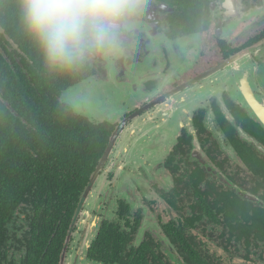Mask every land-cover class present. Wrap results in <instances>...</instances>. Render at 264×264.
Listing matches in <instances>:
<instances>
[{"label":"flooded vegetation","instance_id":"1","mask_svg":"<svg viewBox=\"0 0 264 264\" xmlns=\"http://www.w3.org/2000/svg\"><path fill=\"white\" fill-rule=\"evenodd\" d=\"M192 242L264 250V0H144L67 71L0 0V264H189Z\"/></svg>","mask_w":264,"mask_h":264},{"label":"clouds","instance_id":"2","mask_svg":"<svg viewBox=\"0 0 264 264\" xmlns=\"http://www.w3.org/2000/svg\"><path fill=\"white\" fill-rule=\"evenodd\" d=\"M144 0H16L20 24L50 70L118 52Z\"/></svg>","mask_w":264,"mask_h":264},{"label":"trees","instance_id":"3","mask_svg":"<svg viewBox=\"0 0 264 264\" xmlns=\"http://www.w3.org/2000/svg\"><path fill=\"white\" fill-rule=\"evenodd\" d=\"M70 197V192L66 190L64 196ZM195 245L192 242L190 251H189V264H223V260L220 257L217 259L215 256H208L203 252H200L198 249L194 247ZM258 244L255 246V257L253 259L254 264H262L261 261H264V256H262V252L260 249L257 250ZM126 264H151L148 261V258L144 254H133L129 257V260ZM233 264H245L243 261H238Z\"/></svg>","mask_w":264,"mask_h":264},{"label":"rangeland","instance_id":"4","mask_svg":"<svg viewBox=\"0 0 264 264\" xmlns=\"http://www.w3.org/2000/svg\"><path fill=\"white\" fill-rule=\"evenodd\" d=\"M86 88L87 87L83 88L81 86L80 89L82 90V93L78 90V92H80L79 95H76L77 91L75 92V94L73 95V100H71L72 105H74L77 108L80 107L82 103H84L86 106H91V100L90 97L88 96L89 90Z\"/></svg>","mask_w":264,"mask_h":264}]
</instances>
